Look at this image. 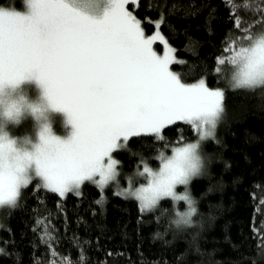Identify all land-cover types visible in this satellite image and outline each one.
I'll list each match as a JSON object with an SVG mask.
<instances>
[{
    "label": "snow or ice",
    "instance_id": "6c2138e0",
    "mask_svg": "<svg viewBox=\"0 0 264 264\" xmlns=\"http://www.w3.org/2000/svg\"><path fill=\"white\" fill-rule=\"evenodd\" d=\"M26 2L24 14L0 8V207H16L34 177L60 197L79 194L86 182L103 193L119 176L113 153L128 149L133 137L163 141L164 130L181 122L198 139L173 147L171 156L161 152L158 170L142 161L136 175L146 184L133 188L129 180V187L117 194L134 198L142 213L165 198L186 202L187 211L177 213L174 223L191 224L195 201L176 188L187 187L204 168L201 142L215 137L225 111L224 90L209 88L204 78L185 83L170 70L185 62L175 58L160 32L163 17L155 22V33L145 35L141 20L129 10L141 0ZM226 3L241 35L231 39L213 71L233 91L264 89V21L245 26L239 14L254 20L256 13L264 16V0L260 5L255 0ZM157 41L164 46L162 55L153 49ZM31 81L42 98L28 105L30 111L37 119L49 109L62 113L70 125L67 136L54 135L47 123L35 143L21 144L4 133V124L18 123L23 111L14 94ZM64 264L71 261L65 258Z\"/></svg>",
    "mask_w": 264,
    "mask_h": 264
},
{
    "label": "trees",
    "instance_id": "16d2710c",
    "mask_svg": "<svg viewBox=\"0 0 264 264\" xmlns=\"http://www.w3.org/2000/svg\"><path fill=\"white\" fill-rule=\"evenodd\" d=\"M24 1L0 0V7L20 10ZM129 9L145 35L163 17L160 32L175 58L185 62L170 69L183 82L204 78L209 88L225 92L215 137L200 147L203 174L188 185L197 209L191 224L174 223L177 213L187 211L183 202L164 199L142 213L135 199L110 188L101 195L86 182L78 195L60 198L34 180L0 219V264H64L65 258L71 264H264V89L233 91L213 71L231 39L241 35L229 5L226 0H141ZM239 14L245 26L264 21L258 13L255 20ZM163 135V141L133 137L128 149L113 153L120 175L132 178L142 161L157 168L161 152L168 156L197 136L181 122Z\"/></svg>",
    "mask_w": 264,
    "mask_h": 264
},
{
    "label": "rangeland",
    "instance_id": "374dc122",
    "mask_svg": "<svg viewBox=\"0 0 264 264\" xmlns=\"http://www.w3.org/2000/svg\"><path fill=\"white\" fill-rule=\"evenodd\" d=\"M0 8H4V7H0ZM4 9L5 10H12V11H16V12H19L21 14H24L28 10V5H27V2L25 0L23 8L20 10L11 9V8H4ZM129 10H131V9H129ZM155 31H156V29L154 30V32L152 34L146 35V36L153 35L155 33ZM153 49L159 55H162L163 52L165 51L164 46L159 41H157L153 44ZM21 96L23 97V99H21ZM13 98L18 100L21 103V105L23 107V111H22V114L19 118L18 123L8 122V123L4 124L3 131L12 140H15L21 144L27 143V142L35 143L38 140L39 131H40L42 125L45 123H47L49 125L52 133L56 136L65 137L69 134L70 125L69 126L67 125L66 118L62 113H59V112H56L54 110L49 109L48 111H46L44 113L43 116H41L39 119H37L38 114H33L30 111L28 105L38 104L41 102V98H42L41 89L38 87V85L36 84L35 81L25 82V83L21 84L19 91L16 94H14ZM0 112H2V108H0ZM0 120H2V116H0ZM197 139H198V136H196V139L193 142H195ZM209 139H212V138H209ZM209 139H207V140H209ZM207 140H205V141H207ZM205 141H202L201 145ZM171 155H172V152L168 156H171ZM159 167H160V163L158 164L157 168H155L153 170H158ZM203 170H204V168H203ZM203 170L198 177H195L193 179L201 177L203 174ZM136 173H137V171L135 172V174L132 178H130L129 176L123 177L119 173L117 180L115 182L110 183L105 188H110L114 194L118 195L117 192L122 191L123 189H126L129 187V180H131V186L133 188L146 184V180L143 177L137 176ZM34 180L39 181V179L35 178V177L32 179V181H34ZM93 185H95V184H93ZM99 191H100V189H99ZM176 192H177V194H180V195L185 194V192H187L189 194L188 186L185 187V186L178 185L176 188ZM100 193H101V191H100ZM101 195H102V193H101ZM120 196H123V195H120ZM123 197H125V196H123ZM60 198H63V197H60ZM129 198H131V197H129ZM165 199H170V198H165ZM172 202L174 204H177V202H183V201H172ZM183 203L187 206L186 202H183ZM10 208H12V207H8V206L0 207V219H1L2 215L4 214V212H6Z\"/></svg>",
    "mask_w": 264,
    "mask_h": 264
}]
</instances>
